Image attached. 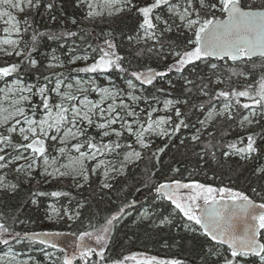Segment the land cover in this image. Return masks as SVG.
Returning <instances> with one entry per match:
<instances>
[{"label":"snow or ice","instance_id":"snow-or-ice-1","mask_svg":"<svg viewBox=\"0 0 264 264\" xmlns=\"http://www.w3.org/2000/svg\"><path fill=\"white\" fill-rule=\"evenodd\" d=\"M70 3L71 24L78 30L55 33L40 31L33 14L41 7L52 12L56 0H0L4 25V38L0 39V172H14L20 183H31L37 173L44 181L71 178L76 188H83L91 176H102L101 188L111 189L112 181L125 176L129 165L142 161L146 153L160 163L167 144L154 148L156 138L171 140L190 126L195 129L192 145L201 143L204 135L210 137L203 144L204 156L216 160L214 149L219 147L226 159L233 155L245 163L264 159V0ZM129 17L135 18V27L127 35V43L118 45L116 26ZM97 22L107 25V30L102 29L95 40L89 39L96 34L89 32L88 26ZM45 38L60 41L59 48L66 51L57 55L54 49L41 64L33 53ZM152 57L163 64L162 69L146 66L145 61ZM254 57L261 58L262 70L254 83H234L233 77L247 80L248 73L218 63L246 64ZM113 72L122 85L110 76L101 82V77ZM171 74L180 81L175 97L172 93L177 84ZM158 82L166 83L167 89L157 87ZM149 88L167 95L158 99ZM195 100L199 104L193 103ZM190 113L197 116L193 125ZM225 123L228 128L223 127ZM233 124L238 128L235 138L224 139L233 134ZM217 125H221L219 140L209 131ZM253 126L261 131H250ZM6 174L0 175V191L14 194L19 184L7 182ZM253 175L264 182V165L255 167ZM152 191L154 201L168 202L172 214L188 222L186 231L206 238L203 264H264V183L251 189L260 197L259 203L243 190L195 180L172 178L156 183ZM32 195L58 199L70 194L37 190ZM31 202L38 203L35 198ZM49 207V219L55 214L75 222L84 205L64 208L62 213ZM132 207L134 203L122 205L102 223L90 221L88 230L78 234L72 254L58 257L41 249L45 260L48 264H128L137 260L135 255H108L113 232ZM141 215L148 218L151 213L146 210ZM160 223L171 221L165 217ZM52 235H29L0 223V250L7 249L0 264H39L16 246L38 240L57 249L54 241L47 239ZM137 264L184 262L152 256Z\"/></svg>","mask_w":264,"mask_h":264},{"label":"trees","instance_id":"trees-1","mask_svg":"<svg viewBox=\"0 0 264 264\" xmlns=\"http://www.w3.org/2000/svg\"><path fill=\"white\" fill-rule=\"evenodd\" d=\"M72 14L73 8L70 0H56V7L52 12H47L41 7L39 13L33 15L40 31L59 33L65 30H78L77 26L71 24L70 17ZM52 17H55V19H52ZM134 27V17L120 21L116 26V43L118 45L126 44L127 35L132 32ZM102 29L106 31L107 25L99 22L95 26L89 25L87 30L96 34L89 37V39L95 40ZM60 43V41H48L45 38L41 41L38 52L33 53V56L43 64V60L54 49L59 54L66 51V49L59 48ZM69 44H71V41H69ZM123 50V47H121V51ZM218 63L231 65L237 71L248 73L247 80L233 77L234 83L237 80L240 84L254 83L260 78L262 71L260 68L261 58L253 59L246 64L241 62L233 64L230 61H219ZM145 64L157 69L163 68V64H158L155 57L147 59ZM253 64H255V67H253ZM133 66L141 67L135 63ZM109 76L116 83L121 84L123 82L119 80L118 74L114 72L101 77V82ZM26 78L31 79V77ZM170 78L177 84L176 90L172 93V96L175 97L179 95L180 81L175 74H171ZM157 87L167 89L168 85L158 82ZM148 91L155 93L156 97L159 98H164L167 95V93H156L155 88H149ZM199 102V100L193 101L196 104H199ZM196 118L195 114L190 113V125L195 124ZM220 127L221 125H217L216 128L209 129V131L216 134L217 140L221 139L217 131ZM223 127L228 128L229 125L225 123ZM231 127L233 134L225 137L226 140H233L235 132L238 131L236 125L233 124ZM194 130L191 126L182 128L171 140L156 138L154 148L157 146L163 147L167 144L165 151L160 154V163L157 164L155 160H150V153H146L142 161L129 165L125 176L112 181L113 187L111 189H102L93 179H90V182L85 184L83 188H75L64 180H51L48 183H43L38 174L31 183L27 181L20 183L16 174L10 172L12 181L19 184V187L14 194L0 191V223L15 227L21 233L64 232L68 237L67 242H71V239L77 238L80 232L88 230L90 221L94 224L102 223L106 217L115 213L122 205L134 203V207L127 209L130 214L120 221L113 232L109 256L135 255L139 260L144 257L155 256L158 259H179L184 264H203L208 241L197 233L186 231L183 228L185 219L182 216L172 214L173 209L168 202L154 201L155 194L152 187L156 183L169 182L172 178L181 179L183 182L195 180L213 187L226 186L237 191L243 190L259 203L261 202L260 197L253 193L251 189L253 187L259 189L264 182L259 181L253 175V169L264 165V159L247 163L234 155L226 159L221 155L223 149L218 147L214 149L216 160H213L210 155L204 156L203 153V144L210 137L204 135L201 143L192 145L190 137ZM250 131L259 133L261 128L253 126ZM172 168H179L180 171L174 173L171 170ZM149 176H151V179H148ZM38 180L41 181L39 184L37 183ZM37 190L44 192L65 191L70 195L58 199H53L50 196L33 197V192ZM33 198L38 201L35 205L31 202ZM50 203H56L61 207L67 204L71 209H75L78 204H83L84 207L80 209L81 216L75 222L63 219L53 226H48L45 225L46 223H42V218L44 210ZM146 210L151 215L146 220H140L141 212ZM165 217H168L171 223L161 225L160 221ZM14 220H18V222L14 223ZM42 246L44 245L38 240H33L17 245L16 249L29 252L39 264H48L42 253L38 252V249ZM68 248L72 252L74 247L70 246ZM60 249L64 251H60ZM67 251L63 247L57 248L55 249V256L62 257ZM137 262L138 260H130L128 264H137Z\"/></svg>","mask_w":264,"mask_h":264},{"label":"rangeland","instance_id":"rangeland-1","mask_svg":"<svg viewBox=\"0 0 264 264\" xmlns=\"http://www.w3.org/2000/svg\"><path fill=\"white\" fill-rule=\"evenodd\" d=\"M259 2H260V0H257V3H259ZM18 18H19V16H18ZM3 27H4V25H3L2 21H0V39H3V38H4ZM50 54H51V53H49V54L47 55V57H50ZM57 55H60V54L57 52ZM62 58H63V57H62ZM0 62H2V61H0ZM44 63H46V59L43 60V64H44ZM107 79H108V77H105L104 80H103L102 82H106ZM112 80H113V79H112ZM113 81H114V80H113ZM114 82H115V81H114ZM117 84H119V83H117ZM122 84H123V82H122L121 84H119V85H122ZM157 98H158V99H162V98H159V97H157ZM160 107H162V105H160ZM161 114H163V113H161ZM5 173H7V174H6V181L9 182V183H14V182L12 181L11 177H10V176H11L10 172H8L7 170H4V172H0V175H4ZM37 174H38V173H37ZM38 176H39V174H38ZM39 178H40V180H41L43 183H48V182L51 181V180L44 181V180H42V178H41L40 176H39ZM90 179H93V181L96 182L98 186H100V180L102 179V176H91ZM60 180L67 181V182L69 183V185L75 187L73 181L71 180V178H62V179H60ZM75 188H76V187H75ZM50 205H52V206H54L56 209L60 210L61 213H62V211H63L64 208H69L67 204H65V205L62 206V207H61V206H58L56 203H50V204H48L47 207H46V209L44 210V214H43V218H42V219H43V220H42V223H46L45 225H48V226H53L54 224L58 223L59 221H61V220H63V219H66V220H67V217H64L63 219H61V218L55 216V214H52V219H49L48 216H49V214L51 213V208L49 207ZM143 212H144V211H142L141 213H143ZM139 219H140V220H146L147 218H144V217L140 214ZM67 221H69V220H67ZM187 223H188V222L185 220L184 223H183V228H184V229H185L184 225L187 224ZM29 233H40V232H29ZM44 233H50V232L45 231ZM53 234H55V235L49 236L48 239L54 241V243L58 246V248H62V247H63V248H65V249L68 250V251H67L68 254H72V252L70 251V249H69L68 247H70V246L74 247V245H75V243H76V241H77V238H75V239H71V240H72L71 242H67V238H68V237H67V235H65L64 232H53ZM89 243H90V242H89ZM91 243H94V242H91ZM41 249H46L47 251L52 252L53 255L55 256V249H54V250H53V249H49V248H47L46 245H44V246H42L41 248L38 249V252H41L44 258H45V256H44L43 251H41ZM6 250H7L6 247H5L4 249H2V250L0 251V256H3V255H4V251H6ZM22 253H26L27 255H30L29 252H27V251H26V252H22ZM32 257H33V256H32ZM21 258H26V256H22ZM33 258H34V257H33ZM34 259H35V258H34ZM35 260H36V259H35ZM137 260H139V258H137Z\"/></svg>","mask_w":264,"mask_h":264},{"label":"water","instance_id":"water-1","mask_svg":"<svg viewBox=\"0 0 264 264\" xmlns=\"http://www.w3.org/2000/svg\"><path fill=\"white\" fill-rule=\"evenodd\" d=\"M257 58H259V57H254L253 59H257ZM231 62V61H230ZM237 62H239V61H237ZM258 203V202H257ZM29 235H32V234H34V233H28ZM49 237H47V239H48Z\"/></svg>","mask_w":264,"mask_h":264}]
</instances>
